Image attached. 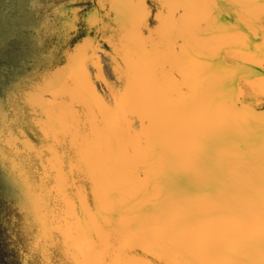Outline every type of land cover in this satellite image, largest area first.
Returning a JSON list of instances; mask_svg holds the SVG:
<instances>
[{
    "label": "bare ground",
    "instance_id": "bare-ground-1",
    "mask_svg": "<svg viewBox=\"0 0 264 264\" xmlns=\"http://www.w3.org/2000/svg\"><path fill=\"white\" fill-rule=\"evenodd\" d=\"M92 2L88 0L89 6ZM148 2L155 10V0ZM14 5L4 4L8 15L0 20V35L15 28L18 10ZM202 11L174 10L177 19L186 14L192 21ZM227 11L220 14L225 22L234 19ZM132 17L131 10H113L104 21L107 31L101 32L118 45L123 38L129 60L140 72L138 86L121 94L119 105L111 95H106L109 104L101 103L87 89L82 95L43 97L56 111L62 104L65 118L76 121L82 135L104 143L111 156L113 195L108 214L112 223L104 225L102 233L87 225L96 247L80 259L85 264H123L131 257L146 264H150L146 258L158 264H259L264 211L260 198L264 96L259 88L264 66L259 61L264 39L253 35L248 46L235 38L221 39L226 33L195 27L182 34L157 33L149 38L145 32L141 37L132 33ZM38 21L30 37L10 41L0 54V114L13 108L7 91L11 81L29 82L32 68L41 61L49 71L68 68L66 58L49 59L52 41L45 39ZM103 48L111 52L107 44ZM101 61L105 75L115 82L110 59L101 56ZM118 62L123 66L122 60ZM90 71L94 79L96 70ZM65 76L70 88L81 86L70 68ZM177 80L183 81L180 89L175 86ZM94 82L104 90V85ZM121 87L117 84L118 93ZM142 92L162 94L170 106V118L161 121L139 98ZM234 99H240L235 108ZM34 111L39 112L35 119ZM15 117L13 110L10 118ZM47 119L36 107L32 89L26 87L19 113L26 139L38 143ZM60 139L70 142L71 136ZM65 149L77 159L79 145L65 143L58 151ZM50 155L45 152L41 159L22 146L6 158L0 149V240L17 234L31 221L33 236L46 226L56 241L52 264H74L64 252V232L74 229L76 218L85 219L86 214L73 189L68 191L75 208L66 212ZM76 179L87 189L91 202V182L79 172ZM73 234L82 236L75 230ZM129 236L146 246L131 251Z\"/></svg>",
    "mask_w": 264,
    "mask_h": 264
},
{
    "label": "snow or ice",
    "instance_id": "snow-or-ice-1",
    "mask_svg": "<svg viewBox=\"0 0 264 264\" xmlns=\"http://www.w3.org/2000/svg\"><path fill=\"white\" fill-rule=\"evenodd\" d=\"M18 10L17 22L14 29H10L4 35H0V54L8 47L9 42L22 37H30V29L40 19V27L45 39H50L51 55L49 59L56 61L58 57L68 60V68L57 71H49L43 67L45 61L32 68L34 75L29 82L18 83L13 80L7 89L12 109L0 114V149L7 157L13 156L22 146L31 154L41 159L45 152L50 153L49 163L54 167L57 181L60 186L61 197L66 205V212L75 208V201L69 194L79 198L80 207L83 209L85 219L76 218L75 228L70 227L64 232L63 248L65 254L72 257L74 264H85L80 256L96 247V242L91 238L88 224L102 233L104 225H110L112 218L108 214L109 201L112 199L110 190V152L106 145L98 139H90L80 132L76 121L69 122L65 118L64 106L59 105V111L44 102L46 95L60 96L62 94H83L84 90H90L92 95L104 103V98L97 91L95 81L104 85L113 101L119 105L121 94L129 89L137 87L140 80V72L133 65L122 38L120 44L113 42L112 37L101 35L107 31L108 25L104 23L111 16L113 10H131L132 33L135 36H143L147 33L152 37L157 33L174 35L184 33L195 27L200 30H212L226 33L221 39H238L251 46L250 37L259 34L264 39V0H206L200 4H188L183 0H155V10L149 5L148 0H137L131 3L129 0H93L89 6L88 0H22L14 5ZM199 8L202 14L195 21L185 14L179 19L175 17V11L180 9ZM228 9L226 15L233 17L227 22L221 13ZM236 11L233 13L232 9ZM167 10V11H166ZM42 41L41 43H43ZM103 44L111 48V52L105 51ZM259 63L264 66V45ZM101 56L108 57L111 62V72L114 81L108 79L104 73V64ZM123 61V66L118 61ZM79 77L81 86L77 89L70 88L65 73L68 69ZM90 69H95L93 79ZM117 84L122 85L120 92L116 91ZM177 89L182 88L183 81H175ZM32 89L36 107L47 115V121L42 122V139L38 143L27 140V133L19 122V113L23 106L24 89ZM260 94L264 96V76L259 81ZM243 93H241V96ZM141 101L153 110L161 121L170 118V106L162 94L155 92H142ZM240 104V99L232 101V107ZM16 117L10 118L12 111ZM39 112L32 113L33 119ZM264 121V113L261 114ZM71 136V141L61 140V137ZM51 140L52 143L45 141ZM65 143L72 147L80 146L77 159H73L70 151L60 152L58 148ZM67 161V164H65ZM67 169V170H65ZM87 176L91 182V202L87 189L76 179V174ZM260 198L264 209V163L260 171ZM55 210H53V215ZM74 215V212H73ZM66 218V217H65ZM121 222L123 220L121 219ZM82 233V236L74 235L73 231ZM260 261L264 264V211L260 218ZM56 241L49 235V229L41 226L40 231L32 235L31 221H26L24 226L15 235H6L0 240V264H52V250L56 247ZM127 246L135 252L141 245L134 236H129ZM123 264H146L137 257H131Z\"/></svg>",
    "mask_w": 264,
    "mask_h": 264
},
{
    "label": "rangeland",
    "instance_id": "rangeland-1",
    "mask_svg": "<svg viewBox=\"0 0 264 264\" xmlns=\"http://www.w3.org/2000/svg\"><path fill=\"white\" fill-rule=\"evenodd\" d=\"M29 1H30V0H29ZM7 2H10V4L14 5V4H16V3H17V4L21 3L22 0H0V20H2V19H6L7 15H8V6H4V4L7 3ZM15 20H16V22H17V18H16ZM13 21H14V20H13ZM38 23H39V21H38V19H37L36 24H35V26L33 27L34 29L37 28ZM103 87H104V86H103ZM103 89H104L103 91H104V94H105V95H110V93H109V91H108V89H107L106 87H104Z\"/></svg>",
    "mask_w": 264,
    "mask_h": 264
},
{
    "label": "water",
    "instance_id": "water-1",
    "mask_svg": "<svg viewBox=\"0 0 264 264\" xmlns=\"http://www.w3.org/2000/svg\"><path fill=\"white\" fill-rule=\"evenodd\" d=\"M96 87H97V91L99 92L100 96L104 98L105 103L109 104L111 100L108 97H106L103 90H101L97 85ZM146 261H148L150 264H158L154 262L153 260H151L150 258H146Z\"/></svg>",
    "mask_w": 264,
    "mask_h": 264
}]
</instances>
